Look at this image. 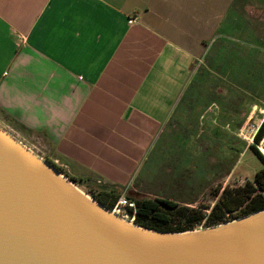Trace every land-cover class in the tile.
<instances>
[{"label":"crops","instance_id":"crops-1","mask_svg":"<svg viewBox=\"0 0 264 264\" xmlns=\"http://www.w3.org/2000/svg\"><path fill=\"white\" fill-rule=\"evenodd\" d=\"M224 25L264 62V0H0V118L121 194Z\"/></svg>","mask_w":264,"mask_h":264},{"label":"water","instance_id":"water-1","mask_svg":"<svg viewBox=\"0 0 264 264\" xmlns=\"http://www.w3.org/2000/svg\"><path fill=\"white\" fill-rule=\"evenodd\" d=\"M0 128V264H264V209L199 230L119 218Z\"/></svg>","mask_w":264,"mask_h":264},{"label":"rangeland","instance_id":"rangeland-1","mask_svg":"<svg viewBox=\"0 0 264 264\" xmlns=\"http://www.w3.org/2000/svg\"><path fill=\"white\" fill-rule=\"evenodd\" d=\"M232 30L224 25L208 56L196 63L138 172L128 187L119 189L122 195L164 197L208 213L224 187L252 181L261 165L237 133L264 117V62L258 60L260 45L233 36ZM0 128L19 138L1 118ZM23 142L42 160L53 161L36 143ZM78 184L89 196L98 193L96 186L85 189ZM112 211L133 223L125 207L115 205ZM203 228L197 225L194 230Z\"/></svg>","mask_w":264,"mask_h":264},{"label":"trees","instance_id":"trees-1","mask_svg":"<svg viewBox=\"0 0 264 264\" xmlns=\"http://www.w3.org/2000/svg\"><path fill=\"white\" fill-rule=\"evenodd\" d=\"M263 135L264 118L255 134L254 142L258 143ZM249 149L261 167L254 173L252 181H246L244 186L224 187L219 200L209 209L208 213L180 205L164 197L134 198L127 194L125 197L134 203V207L126 208L127 212L133 216V223L159 231L184 232L194 230L197 225L205 228L264 209V161L255 145L250 144ZM48 163L62 173V169L55 163L52 161ZM65 175L75 184L79 182L76 177ZM216 194H219L218 190ZM120 196V193L107 190H102L97 194L92 193V197L109 210L114 208Z\"/></svg>","mask_w":264,"mask_h":264},{"label":"built area","instance_id":"built-area-1","mask_svg":"<svg viewBox=\"0 0 264 264\" xmlns=\"http://www.w3.org/2000/svg\"><path fill=\"white\" fill-rule=\"evenodd\" d=\"M134 19H130L129 22H133ZM21 41H24V39H22ZM251 118V117H250ZM264 118V117H263ZM263 118L259 121V123H257L256 125L252 126V127H247L243 126L239 132L237 133V135L243 139L245 142H248L249 144H253L255 145L256 149L258 150V152L261 154V156L263 157V161H264V135L262 136V138L258 141V143L254 142V137L255 134L257 133ZM116 205H119L121 207H134V203L132 201H129L124 195H121L116 203Z\"/></svg>","mask_w":264,"mask_h":264},{"label":"bare ground","instance_id":"bare-ground-1","mask_svg":"<svg viewBox=\"0 0 264 264\" xmlns=\"http://www.w3.org/2000/svg\"><path fill=\"white\" fill-rule=\"evenodd\" d=\"M68 183L72 186V187H74L75 189H77L78 191H80V192H82L77 186H75L74 184H72L70 181H68ZM85 194V193H84ZM86 195V194H85ZM86 197H88L87 195H86ZM114 213V212H113ZM120 218V217H119ZM122 219V218H121ZM122 220H124V219H122ZM125 221V220H124Z\"/></svg>","mask_w":264,"mask_h":264}]
</instances>
